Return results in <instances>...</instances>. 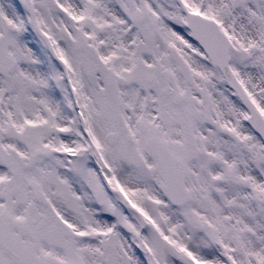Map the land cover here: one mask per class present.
<instances>
[{
    "label": "snow or ice",
    "instance_id": "1",
    "mask_svg": "<svg viewBox=\"0 0 264 264\" xmlns=\"http://www.w3.org/2000/svg\"><path fill=\"white\" fill-rule=\"evenodd\" d=\"M0 264H264V0H0Z\"/></svg>",
    "mask_w": 264,
    "mask_h": 264
}]
</instances>
